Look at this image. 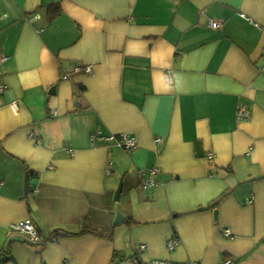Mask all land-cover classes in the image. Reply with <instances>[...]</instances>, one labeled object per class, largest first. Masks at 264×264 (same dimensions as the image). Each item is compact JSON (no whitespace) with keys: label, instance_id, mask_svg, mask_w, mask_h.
Wrapping results in <instances>:
<instances>
[{"label":"crops","instance_id":"crops-1","mask_svg":"<svg viewBox=\"0 0 264 264\" xmlns=\"http://www.w3.org/2000/svg\"><path fill=\"white\" fill-rule=\"evenodd\" d=\"M0 57V264H264V0H0Z\"/></svg>","mask_w":264,"mask_h":264},{"label":"built area","instance_id":"built-area-1","mask_svg":"<svg viewBox=\"0 0 264 264\" xmlns=\"http://www.w3.org/2000/svg\"><path fill=\"white\" fill-rule=\"evenodd\" d=\"M210 26L212 28H218L219 24L216 21H211ZM5 60H6V57H0V64L4 62ZM73 69H74V73H77V74H81V73L92 74L93 72L92 67L88 65L75 64L73 66ZM67 77L68 75L65 76V78ZM3 89H4V85L0 83V91H2ZM11 109L13 110L14 113H17L18 111V108L15 104L11 105ZM249 115H250V112L246 107H241L238 110L237 116L239 119H242V120L246 119L249 117ZM109 139L112 141H115L117 144H119L122 148H124L129 153H133L138 148L137 138L130 136V135H126V134L113 135V136H110ZM157 140L158 142H160L162 141V138H158ZM159 170H160L159 168L153 167V168H150L148 171L144 172L143 185L145 187L150 188L155 185L156 183L155 177H156V174L159 172ZM11 229L12 231L19 232V233L26 235L29 238V241L32 243H43L44 242L39 230L36 228L32 220L30 219L12 225ZM224 235L226 237L232 236L229 230H225ZM175 245H176V242L172 241L169 243V248L172 250L175 247ZM140 249L142 250L145 249V246L142 245ZM137 264H199V263L193 262V261L173 262V261H168V260L156 259V260H152L146 263L138 262ZM218 264H234V262L231 259H223Z\"/></svg>","mask_w":264,"mask_h":264},{"label":"water","instance_id":"water-1","mask_svg":"<svg viewBox=\"0 0 264 264\" xmlns=\"http://www.w3.org/2000/svg\"><path fill=\"white\" fill-rule=\"evenodd\" d=\"M25 188H26V192L29 193L31 191V187L29 185V173H27V176H26ZM121 190H122V183L120 184L118 190L116 191V195H115L116 200H118L120 193H121ZM123 219H124V217L121 214H118L117 218L115 220V224L120 223Z\"/></svg>","mask_w":264,"mask_h":264},{"label":"trees","instance_id":"trees-1","mask_svg":"<svg viewBox=\"0 0 264 264\" xmlns=\"http://www.w3.org/2000/svg\"><path fill=\"white\" fill-rule=\"evenodd\" d=\"M49 19L52 20L53 18H55L58 14H60L61 12V9H60V6L58 4L56 5H52L49 7ZM87 231L83 230L80 234H84L86 233ZM1 262H3V259L1 260Z\"/></svg>","mask_w":264,"mask_h":264}]
</instances>
